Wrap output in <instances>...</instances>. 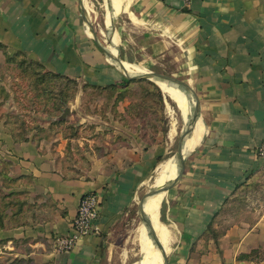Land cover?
Returning <instances> with one entry per match:
<instances>
[{
  "label": "crops",
  "instance_id": "1",
  "mask_svg": "<svg viewBox=\"0 0 264 264\" xmlns=\"http://www.w3.org/2000/svg\"><path fill=\"white\" fill-rule=\"evenodd\" d=\"M117 1L115 10V0H104L106 14L96 29L101 43L114 45L117 54L120 49L128 69L182 78L201 100L185 175L160 205V222L170 231L169 264H264V208L253 222L226 228L219 222L241 189L264 179V160L257 155L264 139V0ZM92 4L85 0L96 24ZM0 43L9 54L23 52L80 87L127 81L94 40L81 0H0ZM67 117L65 125L37 127L19 142L1 127L15 182L5 189L0 264L151 261L154 243L147 233L153 248L145 250L140 238L143 258L130 263L131 230L137 199L159 170L166 145L137 133L123 144L125 129L117 120L96 127V134H105L103 143L96 142L87 138V112ZM91 192L101 201L97 230L59 253L56 237L71 233L80 201Z\"/></svg>",
  "mask_w": 264,
  "mask_h": 264
},
{
  "label": "rangeland",
  "instance_id": "2",
  "mask_svg": "<svg viewBox=\"0 0 264 264\" xmlns=\"http://www.w3.org/2000/svg\"><path fill=\"white\" fill-rule=\"evenodd\" d=\"M91 2H93L92 9L95 12L93 18L95 16L97 18L94 19L96 24L94 22L93 24L95 30H98L97 25L103 22L106 14L104 8L105 3L104 0H91ZM103 38L106 41L105 44L108 43L109 40L105 36ZM100 40L102 41L101 38ZM0 51V143L3 137L1 127H6L8 130L11 128H14L16 131L19 130L20 133L18 131L15 132L22 136L28 135L25 133V130L30 127L33 128L31 130V135L33 136L35 135L34 130L37 127L41 128V126L47 125L51 128L65 125L69 112H87V132L90 131L87 133V138L91 140L95 138L96 142L103 143L105 134L101 132L96 134V127L101 124L105 125V123L111 124V120H117L125 129V139L122 140L123 144H128V138L137 133L142 139L148 142L160 140L166 145L167 153L162 158L161 164L169 158L176 157L178 139L187 126V122L184 120L178 104L169 94L162 91L165 102V109H163L156 93L153 92L147 95L143 92L142 85L135 84L130 88L125 99L118 103V105H115L117 104L116 96L112 97L109 94L100 93V91L93 90L92 88L80 87L78 83L75 98L69 100V104L61 112L58 108L54 107V103H57V100H53L52 98L58 95L63 86L59 87L57 85L54 89L49 86V91H45L42 87H39V96H36L37 91L35 90L37 86L34 84L32 77L29 78V75L25 76L21 70L7 64L3 50ZM131 70L143 71L145 69L135 67V69L133 68ZM163 72V70H159V73ZM152 83L159 87L155 82ZM145 87L152 89V86L148 84ZM72 93L73 90H68L70 97ZM188 94L190 95V93ZM139 104L140 106H138ZM129 105L132 106V110L131 112H126ZM66 110H68V113H66ZM120 110H122V113ZM172 131H174L173 136H171ZM192 135L193 133L188 139ZM4 160V149L2 144H0V192L2 194L5 192L4 174L10 168L4 165ZM157 175L158 171L154 174V178L148 185L141 190L134 207L135 220L131 230L132 251L129 260L131 261L130 263L140 261L143 258V254L141 253L140 229L141 227L144 229V225H142L143 222L138 214V202L146 192L153 188ZM262 208H264V179L251 182L241 189L237 197L229 201L225 209L221 212L219 222L222 228H226L241 220L253 222L254 215L258 211H261ZM262 214L263 212L260 213V215ZM147 235L146 231L142 237V240L145 241V250H149V247L151 249V242L149 243L150 240H148Z\"/></svg>",
  "mask_w": 264,
  "mask_h": 264
},
{
  "label": "trees",
  "instance_id": "3",
  "mask_svg": "<svg viewBox=\"0 0 264 264\" xmlns=\"http://www.w3.org/2000/svg\"><path fill=\"white\" fill-rule=\"evenodd\" d=\"M0 50H3L5 57H6V63L10 64L11 66H15L16 68H18L19 70H21V72L23 74H25V76L29 75V78L32 77L34 84L37 86L36 90V96H39V87H42L43 90L45 91H49V86H51L53 89L55 86H63L61 89V91L58 93V95L53 96V100H57V103H54V107L58 108L61 112L65 109V107L67 106V104H69V100H73L75 98V95L77 93V88H78V82L76 80H72L69 78H66L62 75L59 74H53L51 72H49L48 70L44 69L45 66L41 63L38 62H34V61H30L28 60L27 56L25 53L23 52H18L15 54H9L6 47L0 43ZM135 84H139L142 85V90L145 94H150V93H156V95L158 96L160 103L163 106V109H165V102L163 99V94H162V90L157 87L155 84H153L152 82L148 81V80H131V81H126L123 85L118 86V85H110V86H91V85H85L84 88H92L93 90L96 91H100V93H104L106 95H110V96H116V103L115 105H118V103L122 102L125 99V96L129 93L130 88L132 86H134ZM148 84L150 86H152L151 88H146L145 85ZM72 88V89H70ZM68 90H73V93L71 95V97L68 94ZM57 92V90H55ZM54 93V91H52ZM60 95V100L58 98V96ZM61 102V103H60ZM140 106V104L138 105ZM132 110V106L129 105L126 109V112H131ZM60 112V113H61ZM7 126V124H6ZM33 128H27L25 130V133H27V136H22L21 134H17L16 132L18 131L20 133L19 130H15L14 128H11V133L14 137V139L19 142V141H23V140H27L31 134V130ZM16 131V132H15ZM5 161V160H4ZM162 161V158H159V162ZM4 165H7L9 167L10 163L9 162H4ZM10 171V168H9ZM9 171H6L4 174V178H5V189L11 185L14 181L13 178L9 177ZM13 181V182H12ZM7 198L8 196L5 195V192L2 194L0 192V229L4 227V218H5V205L7 204ZM228 204V203H227ZM211 232H214L212 229L210 230ZM254 253V252H252ZM251 253V255H252ZM257 253V252H256ZM251 255H245L242 256L241 258L243 259H247L249 258Z\"/></svg>",
  "mask_w": 264,
  "mask_h": 264
},
{
  "label": "water",
  "instance_id": "4",
  "mask_svg": "<svg viewBox=\"0 0 264 264\" xmlns=\"http://www.w3.org/2000/svg\"><path fill=\"white\" fill-rule=\"evenodd\" d=\"M81 7H82L83 15H84L86 22H87V24H88V26L92 32L94 40L97 42V44L100 46L102 51L106 54V56L109 59H111L119 67V69L121 70V72L123 73V75L127 81L149 80V81L155 82V80H162L166 83L175 85V86L183 89L186 93L188 92L191 94L192 102H193L191 118H190V121L187 123V126L185 127V129L183 130L181 135L179 136L178 143H177V149H176V157L175 158L179 162V172L173 180L169 181L168 183H166L160 187H153L150 191L146 192L144 194V196L138 202L139 217H140L141 221L143 222V224L146 225V227L148 228L149 233H150L156 247L160 250L162 260H163V264H169V257H168L167 250H166L165 246L163 245V243L161 242V239H160L159 234L157 233V231L154 227V224L145 215V212H144L145 203H146L148 198H150L154 195L163 194V193L166 194L167 192H169L170 190L175 188L179 184V182L182 180V178L184 177L185 172H186V167H187V155L184 151L185 141L194 132V130H195V128H196V126L200 120V111H201L200 97L197 94V92L194 90V88L188 82H186L183 79H180L176 76L168 75V74H164V73H159V72L151 71V70H149L143 74H131L129 72V70L126 68L125 62L123 61V59L120 55V49L118 50L119 54L114 55L103 43H101L100 38H99V36L95 30L94 24L89 17L88 10L85 6V0H81ZM113 22H114V17H112V20H111V24L114 27ZM66 113H68V110H66Z\"/></svg>",
  "mask_w": 264,
  "mask_h": 264
},
{
  "label": "bare ground",
  "instance_id": "5",
  "mask_svg": "<svg viewBox=\"0 0 264 264\" xmlns=\"http://www.w3.org/2000/svg\"><path fill=\"white\" fill-rule=\"evenodd\" d=\"M114 3H115V10H117L120 2L115 0ZM108 17H109V14H108ZM109 21L110 20L108 19V23H109ZM109 50L114 55H117V51H116V48L114 45L110 46ZM127 66H126V68H127ZM128 70L131 74H143V73L147 72L146 70H143V71L142 70L133 71L131 69H128ZM155 82L159 85V87L165 93L169 94L170 97L178 104V107L182 113L184 120L188 123L190 121L191 114H192V108H193L192 99L189 96H187L186 94H184L181 91V89L175 85L166 83L162 80H155ZM198 128H199V122H198V124H197V126L193 132L192 137L190 139L187 138V140L185 141L184 151L186 154L188 152H190L191 150H193V148L197 144ZM171 133H172L171 136H173L174 131H172ZM178 167H179V162L176 158H170V159L166 160L165 162H163L159 167L158 175L155 178V182H154L153 187H160V186L168 183L169 181L173 180ZM164 196H165V193L154 195V196L150 197L152 199H151L150 203L148 204V207H147V205H145L144 212H145V215L147 216V218L150 219L152 221V223L154 224V227H155L157 233L159 234L161 242L165 246L166 250H168L169 249V242H170V231L167 228V226H165V224H162L160 222V205H161V202H162ZM142 225H144V224H142ZM143 227H144V229L142 227L140 229L141 239H142V237L146 231L149 234L150 238L152 239L146 225H144ZM153 243H154V241H153ZM152 248H153V246L151 244V249ZM152 254L153 255H152L151 261L148 258H145L141 262L134 263V264H162L161 252L156 247L155 243H154V253H152Z\"/></svg>",
  "mask_w": 264,
  "mask_h": 264
},
{
  "label": "built area",
  "instance_id": "6",
  "mask_svg": "<svg viewBox=\"0 0 264 264\" xmlns=\"http://www.w3.org/2000/svg\"><path fill=\"white\" fill-rule=\"evenodd\" d=\"M190 4L194 0H181ZM257 155L264 160V139L257 148ZM100 197L91 192L84 195L80 201L77 215L71 225V233L58 236L54 241V248L59 253H68L74 250L84 237L97 230V222L100 215Z\"/></svg>",
  "mask_w": 264,
  "mask_h": 264
}]
</instances>
